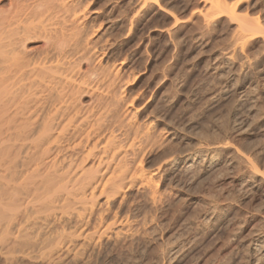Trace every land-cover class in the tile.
Returning a JSON list of instances; mask_svg holds the SVG:
<instances>
[{
  "label": "bare ground",
  "instance_id": "1",
  "mask_svg": "<svg viewBox=\"0 0 264 264\" xmlns=\"http://www.w3.org/2000/svg\"><path fill=\"white\" fill-rule=\"evenodd\" d=\"M142 1L155 6L159 2ZM229 1L205 0L208 4L205 13L211 18L226 16L228 23L236 25L233 45H241L250 37L253 41L255 36L264 40V4L258 14L249 16L240 11L239 1ZM85 3V0H0V257L5 264H99L103 258L113 264L165 261L160 263L159 258L156 261L153 253L154 258L143 259L141 263L136 259L140 250L145 253L153 231L149 225L154 216L149 218L150 212L147 217L146 210H142L147 204L154 206L157 201L171 197L158 188L160 174L166 169L160 164L155 170L145 169L139 158L147 145L159 143L160 148H166L170 141L161 138L156 122L153 125L155 118L142 124L134 120L133 111L125 110L119 85L123 84L120 82L126 73V63L115 58L120 49L108 44L111 34L107 35L117 20L104 30L107 36L98 37L91 25L94 18L88 16L86 9L90 4L86 7ZM140 6L139 9L143 7ZM212 20L208 18L206 22ZM84 87L92 94L89 95L92 104L86 110L82 109L80 98L85 93ZM214 146L184 156L180 153L181 157H174L173 152L163 154L160 157H167L168 162H161H166L165 167L174 175L186 173L197 165L203 153L216 155L218 145ZM259 173L252 170L254 176ZM260 175L262 180L264 174ZM133 190L140 192L139 198L132 197ZM262 248L255 249V253L259 251L264 258ZM181 251L176 246L169 253L178 257L184 252Z\"/></svg>",
  "mask_w": 264,
  "mask_h": 264
},
{
  "label": "rangeland",
  "instance_id": "2",
  "mask_svg": "<svg viewBox=\"0 0 264 264\" xmlns=\"http://www.w3.org/2000/svg\"><path fill=\"white\" fill-rule=\"evenodd\" d=\"M89 1L85 0V6L90 4L86 9L88 16L94 18L91 24L95 28L93 30L97 31L98 37L111 34L108 44L121 50H117L120 53L116 52L115 58L125 60L126 63V73L120 82L123 84L119 85V95L125 100V110L133 111L134 120L142 124L155 118L153 125L156 122L158 131L161 130V138L164 136V140L170 141L168 148H160L159 143L158 146L150 144L152 149L147 145L146 148L150 150L144 147L146 150L143 148L142 151L146 152L141 151L144 155L140 153L143 157L139 156L145 169L155 170L160 167L158 164L166 169V172L160 174L162 177L159 175L162 182L158 180V188L171 197H167L168 201L162 200L163 203L157 201L154 206L150 204L153 208L147 204L142 210H146V216L150 212L152 216L148 215L149 218L154 216L149 225L153 231H150L152 236L147 239L145 253L142 254L140 250L138 256V251L135 250V256L139 257L136 259L141 263L143 259L145 261L147 258H154L155 255V260L159 258L160 263L165 259L161 264H264V258L259 251L255 253V249L259 250L264 246V175L262 180L260 178V174H264L263 37L255 36L253 41L250 37L247 43L246 39L241 45H233V41L236 42V25L228 23L226 16L208 17L205 13L208 11L205 0H159L156 6L142 0ZM230 1H239L240 11L249 16L252 13L253 16L258 14V9L261 10L264 4V0ZM138 5L144 6H140V10ZM95 10L98 11L96 15L92 13ZM207 17L213 20L208 23ZM113 22L117 24L115 28L107 31L110 33L103 34ZM239 46H243L244 53L240 54L242 49ZM87 89H83L85 95ZM87 94L83 98L80 95L83 110L92 104V94ZM214 145H218L216 155L203 153L201 159L197 158V165L186 173L182 171L174 175L175 173L165 167L168 162L165 156L169 154L181 157L193 154L201 148L213 149ZM163 154L166 155L160 157ZM162 160L166 161L165 164ZM245 164L247 167L250 165V172V167H245ZM252 170L258 173L260 171L258 177L252 174ZM186 174L192 177H187ZM132 193L137 195L134 197L132 194L133 198H139V191L133 190ZM150 240H153L152 244ZM175 241L180 242L181 246L187 244L184 245L186 248ZM174 246L180 247L184 255L180 253L179 258L171 256L169 251ZM149 252L154 255L151 256ZM253 254H256L255 257ZM103 259L99 264H113L109 259ZM0 264H5L1 257Z\"/></svg>",
  "mask_w": 264,
  "mask_h": 264
}]
</instances>
